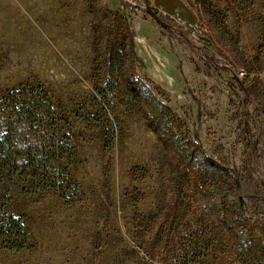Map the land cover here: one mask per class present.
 I'll return each instance as SVG.
<instances>
[{"label": "rangeland", "instance_id": "obj_1", "mask_svg": "<svg viewBox=\"0 0 264 264\" xmlns=\"http://www.w3.org/2000/svg\"><path fill=\"white\" fill-rule=\"evenodd\" d=\"M91 1L0 0V93L42 92L75 146L64 197L0 182L29 236L0 264H264V0H182L195 31L96 0L99 34Z\"/></svg>", "mask_w": 264, "mask_h": 264}, {"label": "trees", "instance_id": "obj_2", "mask_svg": "<svg viewBox=\"0 0 264 264\" xmlns=\"http://www.w3.org/2000/svg\"><path fill=\"white\" fill-rule=\"evenodd\" d=\"M91 3L95 32L99 34L102 23L100 9L96 0ZM103 11L108 12L106 6ZM128 88L136 97L135 91L130 86ZM62 127V120L42 92L35 89L1 92L0 182L19 176L34 191L49 190L64 197L71 183L60 171L58 163L72 157L75 146L68 135L59 138ZM173 160L171 153L170 165H173ZM244 171L251 174V162L247 163ZM173 196L174 189L168 188L166 203L174 200ZM239 205L244 212L249 209L243 199H239ZM0 240L9 250L19 251L27 247L29 236L18 220L7 217L0 224Z\"/></svg>", "mask_w": 264, "mask_h": 264}, {"label": "water", "instance_id": "obj_3", "mask_svg": "<svg viewBox=\"0 0 264 264\" xmlns=\"http://www.w3.org/2000/svg\"><path fill=\"white\" fill-rule=\"evenodd\" d=\"M153 4L155 7L163 9L167 14L187 26L190 30L195 31L194 23L196 16L182 0H153ZM146 11L159 26L166 27V24L149 7Z\"/></svg>", "mask_w": 264, "mask_h": 264}, {"label": "built area", "instance_id": "obj_4", "mask_svg": "<svg viewBox=\"0 0 264 264\" xmlns=\"http://www.w3.org/2000/svg\"><path fill=\"white\" fill-rule=\"evenodd\" d=\"M239 76H243V72H239Z\"/></svg>", "mask_w": 264, "mask_h": 264}]
</instances>
